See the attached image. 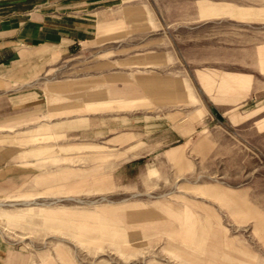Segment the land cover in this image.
<instances>
[{
    "label": "rangeland",
    "instance_id": "rangeland-1",
    "mask_svg": "<svg viewBox=\"0 0 264 264\" xmlns=\"http://www.w3.org/2000/svg\"><path fill=\"white\" fill-rule=\"evenodd\" d=\"M104 5L39 75L69 105L0 234L33 264H264V0Z\"/></svg>",
    "mask_w": 264,
    "mask_h": 264
},
{
    "label": "crops",
    "instance_id": "crops-1",
    "mask_svg": "<svg viewBox=\"0 0 264 264\" xmlns=\"http://www.w3.org/2000/svg\"><path fill=\"white\" fill-rule=\"evenodd\" d=\"M104 4L105 0H0V196L17 194L27 180L45 177L32 171L30 164L36 160L24 155L41 156L46 147L53 155V146H41L39 140L57 132V125L46 117L65 112L69 104L55 99L70 96L66 89L71 81L43 83L39 75L57 56L96 38L99 22L110 11ZM250 89L251 81L243 98ZM0 264L33 262L27 251L0 234Z\"/></svg>",
    "mask_w": 264,
    "mask_h": 264
}]
</instances>
